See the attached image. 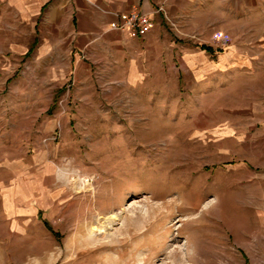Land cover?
I'll return each instance as SVG.
<instances>
[{
	"label": "rangeland",
	"instance_id": "obj_1",
	"mask_svg": "<svg viewBox=\"0 0 264 264\" xmlns=\"http://www.w3.org/2000/svg\"><path fill=\"white\" fill-rule=\"evenodd\" d=\"M0 50V264H264V54L145 95Z\"/></svg>",
	"mask_w": 264,
	"mask_h": 264
},
{
	"label": "crops",
	"instance_id": "obj_2",
	"mask_svg": "<svg viewBox=\"0 0 264 264\" xmlns=\"http://www.w3.org/2000/svg\"><path fill=\"white\" fill-rule=\"evenodd\" d=\"M132 9L150 19L141 35L113 27ZM5 14L10 23L2 21ZM217 33L228 43H214ZM0 41L17 59H63L64 67L72 59V80L80 66L87 75L99 63L105 71L98 77L144 88L145 95L179 77L204 86L211 71L253 73L251 59L264 54V0H0ZM211 44L217 54L227 51L213 60ZM227 59L235 66L227 67Z\"/></svg>",
	"mask_w": 264,
	"mask_h": 264
},
{
	"label": "built area",
	"instance_id": "obj_3",
	"mask_svg": "<svg viewBox=\"0 0 264 264\" xmlns=\"http://www.w3.org/2000/svg\"><path fill=\"white\" fill-rule=\"evenodd\" d=\"M157 10L162 11L161 7H158ZM150 26L151 22L149 17L137 9L128 11L121 17L117 24L113 25L116 29H128L139 35L143 34ZM212 40L218 46H224L228 42V38L220 33L214 35Z\"/></svg>",
	"mask_w": 264,
	"mask_h": 264
},
{
	"label": "trees",
	"instance_id": "obj_4",
	"mask_svg": "<svg viewBox=\"0 0 264 264\" xmlns=\"http://www.w3.org/2000/svg\"><path fill=\"white\" fill-rule=\"evenodd\" d=\"M205 49L207 50V49H209L208 47H205Z\"/></svg>",
	"mask_w": 264,
	"mask_h": 264
}]
</instances>
